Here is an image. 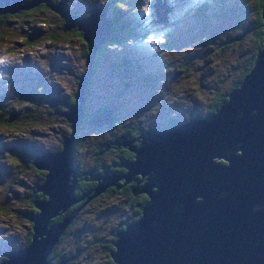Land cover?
Listing matches in <instances>:
<instances>
[{
    "label": "rangeland",
    "instance_id": "374dc122",
    "mask_svg": "<svg viewBox=\"0 0 264 264\" xmlns=\"http://www.w3.org/2000/svg\"><path fill=\"white\" fill-rule=\"evenodd\" d=\"M104 1L66 0L65 3L75 14L84 15L86 8ZM106 1V14L111 12V5L120 3L119 0ZM129 1L132 5L129 4L128 10L139 9L141 18L135 21L129 13L125 18L136 26L139 33L128 36L131 42L126 39L122 43L131 47L136 57H139L140 49L149 48L150 58L146 64H141V68L137 65L128 68L131 63L119 62L115 51L124 52L129 48L120 44L108 47L106 58L100 52L90 66L82 108L66 101L70 92L75 90V83L77 85V81L81 80L79 76L89 66L79 38L68 35L65 39H46V33L34 31V28L45 30L50 26L59 28V25L65 24L64 20L55 19L53 23H48L46 18L52 13L46 14L47 10L41 9L28 16V25H22L20 30L17 27L10 29L14 38L9 37L6 43H2L4 40L0 38V56L7 57V62L0 65V117L3 120L0 124V257L5 251L26 242L30 222L27 214L35 210L28 195L34 183L38 182L37 167L32 159L43 151L61 149L57 143L71 130L64 114L66 109L73 108L75 115L82 110V115H85L90 110L105 106L114 110L117 116L114 125L99 126L95 123L94 128L91 126L93 118L85 117L87 122L80 127L87 129L81 131L74 156L84 167L90 161L93 145L110 134L125 130L126 126L129 134L137 136L145 133L147 123L156 124L170 117L181 119L194 109H205L213 91L226 88L234 74L240 72V66L243 67L231 52L232 49L243 50V44L250 42L243 41L250 38L246 33L252 26L254 13L249 9L247 0H160L158 11L165 16V22L155 20L153 3L157 0ZM241 2L243 5H240ZM16 3L17 0L6 1L9 6ZM145 7L149 9L147 13L144 12ZM58 8L63 11V6ZM200 8L203 9L198 12ZM39 15L46 16L44 20L47 24L36 22L40 19ZM235 32H242L239 43L231 41L238 36ZM168 39L173 42L168 44ZM218 46L226 47L227 53L224 54ZM113 62L117 63L111 66ZM119 66L126 68L120 71ZM142 68L154 75L141 79L139 75L143 72L139 70ZM126 77H133V80L128 81ZM171 82L174 86L169 87ZM166 87L170 89L164 90ZM27 93L30 98L21 101L20 97L25 98ZM157 93L166 101L157 103ZM47 95L52 97L50 103L47 102L49 97H43ZM46 104L50 107L47 108ZM11 109L13 113H10ZM23 113L27 117L25 120L21 118ZM103 115L100 114L101 117ZM43 177H40L41 182ZM114 207L113 198L108 200V197L88 202L79 211L77 221L66 230L58 248L66 252L70 241L73 245L81 242L86 245L83 257L79 258L81 263L100 264L105 258L102 237L108 235L109 226L119 215L114 210V220H111ZM60 255L69 256V260L73 256L70 252ZM74 260L77 262L78 257Z\"/></svg>",
    "mask_w": 264,
    "mask_h": 264
},
{
    "label": "water",
    "instance_id": "95a60500",
    "mask_svg": "<svg viewBox=\"0 0 264 264\" xmlns=\"http://www.w3.org/2000/svg\"><path fill=\"white\" fill-rule=\"evenodd\" d=\"M6 1L0 0L1 12L47 0H17L13 6ZM65 2L58 0L50 6L60 14L78 18L77 28L87 42L89 66L73 90L77 98L74 105L82 108L94 50L107 39L111 23L106 4L91 7L87 15H78L66 9ZM61 5L62 12L58 8ZM159 11H154L155 20L165 22ZM260 15L264 27V4ZM88 21L102 23L104 30L89 28ZM86 34L93 39V46ZM222 93L227 99L205 115L168 129L148 130L134 137L124 131L101 141L104 149L122 143L134 155L132 160L122 155H118L119 161L111 160L113 165L127 167L123 172L106 169L107 163L94 177L89 171V178L96 180L92 195L130 179H137L131 186L133 194L144 191L147 195L139 217L116 230L114 248H108L114 264H264V39L239 83ZM44 97H49L50 103L52 97ZM111 110H100L91 122L111 121ZM82 112L75 115L73 108L66 109L71 130L63 135L61 149L35 154L32 159L33 165L45 173L42 182L34 183L36 189L31 194L44 193L45 198L33 200L36 209L28 216L29 241L5 251L0 264H48L47 251L71 214L48 223L50 217L83 196L73 193L75 172L80 170L74 169L77 163L71 165L72 139ZM101 113L105 115L101 117ZM65 259L61 257L56 264Z\"/></svg>",
    "mask_w": 264,
    "mask_h": 264
},
{
    "label": "trees",
    "instance_id": "16d2710c",
    "mask_svg": "<svg viewBox=\"0 0 264 264\" xmlns=\"http://www.w3.org/2000/svg\"><path fill=\"white\" fill-rule=\"evenodd\" d=\"M57 1L58 0H47V1H45L46 3L44 1H39L37 3H32V4L30 3L31 5H26L25 7L18 8V9L14 10V11L0 12V38L4 40V42H2V43H6V40L9 37H13L14 38V36L10 33V29L12 27H17L20 30V28H21L22 25H24V24L25 25H28V21L27 20L30 19V18H28V16L30 14H32V13L34 14L35 11H38V10H41V9H46L47 11H45L44 13H46V14L52 13L51 15L47 16V18H46V20L48 21V23H53L54 20L57 19V20H61V21L64 20L65 21V24L61 22L62 25H59V28H57V27L53 28V26H50L48 28H45V30L44 29L43 30H38L37 28H34V31L46 33V39H52V38L53 39H65L66 37H68V35L73 36V37H78L79 40H80V42H81V45H82V52H83V54L85 56V54H87V52H88V49L86 47L87 46V42L82 37L81 31L79 29H77L74 25L72 26L71 25V22L67 18L61 17V14L59 12H57L56 10H54L53 8H51L50 5L55 4ZM119 1H120L119 4L111 5V8H110V11L111 12L108 13V14H106V16H107L108 20L110 21V23L112 22L111 23V30L108 33V36H107L108 38L105 41L101 42V44L99 45V48H98V51L96 53L95 58L97 57V55L100 52H101V54L103 53L102 56L104 58H106V56H107V54L105 52L106 48H108V47L110 48L113 45H117V44L119 45L120 44V45H122L125 48H129V47H126L122 43L123 42L122 40H126L127 39L126 40L127 42H131L132 39L131 38H128V36L129 35L135 36V35H137L139 33V31L136 29V26H133L131 23L128 22V19L125 18V16L128 15V13H129V15L133 18V20H135V21L140 20L141 13H140L139 9H136V10L129 9L128 10L129 4L132 5V2H130L129 0H125V1L124 0H119ZM247 1L249 2V9L251 11H254V13H253V17H252V26H251L250 30L246 33V34H249V37L250 38H247V40H243V41H248V40L250 41L247 44H243V48L244 49H248V54H249L248 57H247L246 67L249 66L250 64H252V61H253L254 56H255V54H256V52L258 50V47L263 44V39H264V27L261 25V20L262 19H261V15H260L261 7L264 4V0H247ZM106 2L107 1L105 0L104 2L100 3L99 5L106 4ZM245 2H246V0H245ZM238 3H239V1H238ZM203 5L204 4H202V6ZM216 5H217V2H216ZM240 5H243V2H241ZM91 7H93V6H89L88 8H86L87 11L84 12V15H87L89 13ZM202 9L203 8H200L198 10V12H200ZM71 11H73V10H71ZM39 16H40V19H36V22H39V23L41 22V23L45 24L46 22H45L44 18L46 16H42V15H39ZM19 18H23V19H19ZM55 23H58V22L56 21ZM43 27H47V26H43ZM57 30H59V31H57ZM125 33L127 34L126 36H125ZM20 37H22V33L20 34ZM231 41H233V42L234 41H238L237 43H239L240 41H242V36L240 38H237V39L231 40ZM166 42L168 44H170L173 41L171 39H168ZM110 43H113V44H110ZM108 44H110V45H108ZM225 45L227 46L228 44L225 43ZM135 46H136V44H135ZM230 47L231 48H235V47H232V45ZM218 48H220L224 54L227 53V51H228L226 49V47H220V46H218ZM249 48H251V52H250ZM131 49L132 48L130 47L127 52L126 51H124V52L123 51H121V52L115 51V53L118 55L117 56V60L119 62L121 61V62H123L125 64H127V63L130 64L131 63V66H134L135 67L137 65V68H141V64H145L146 63V59L144 58V56H141V55H139V57H136L132 53V50ZM243 50H241V51L238 50L237 51L236 49H232V52H231V55L235 59L239 60L238 62H240V64H243V53L242 54H239V53H241ZM115 53L114 52H110V54L113 55V56L116 55ZM245 55H247V53H245ZM134 59L136 61V64L135 65L132 64V62L134 61ZM116 63L117 62H113V64H110V65L112 66V65H115ZM249 67H248V69H249ZM248 69H243V67L240 66V72L238 74H234L235 76L232 79L233 80H239L240 81L241 78L248 71ZM139 71H142L143 72V74H140L139 75L141 79H149L152 75H154L151 71L148 72L147 70H145V68H142ZM232 79L230 80V82L228 83V85H227L226 88H222V89L217 88L218 90H214L213 91V93L211 94V98L212 99L209 102L208 106L206 107V114H207V112L209 113V112L215 111L220 106V104L223 103V101H225L227 99V94H223L222 92H228L231 89V87H233V86H235V85L238 84V81H233ZM165 85L168 86V84H165ZM172 85L174 86V84L171 82L169 84V87L172 86ZM75 86H76V83H75ZM168 89H170V88L166 87V89H164V90H168ZM24 93H26V91ZM70 95H71V97H70ZM43 97H41V98H43ZM68 97H69V99L67 98L66 101L67 102L70 101L69 103H75L77 101V98L73 95V91L70 92V94L68 95ZM29 98H30V95L29 94L28 95H25V98L20 97L21 101L22 100H26L27 101ZM41 98H39V99H41ZM165 100H164V98L163 99L161 98L157 103H163V102H165ZM46 107L49 108L50 106L47 105ZM104 108H108V107L99 106L96 109L92 110L94 112H91V113L86 112L85 115H82V117H81V123H80L79 126H81L82 123L85 122V117H91V118H93V116L97 112H99L100 110H102ZM13 112H14V110L11 109L10 110V113H13ZM21 118L24 119V120L27 119L26 114L23 113L21 115ZM166 121H167L166 122L167 123L166 126H162V127H164V129L166 127H171L175 123L181 122V121H179V119H175L173 117L167 118ZM2 123H3V120L0 117V124H2ZM138 123H139V121H138ZM91 124L95 125V123H91ZM151 126H153V124H151ZM162 127H158V128H162ZM145 128L146 129H144V130H145V133H146L148 131L147 129H149L148 128V125H145ZM127 129H129L128 126L125 127V130L124 131H126L128 135L134 137V134H132V133L129 134L130 132H128ZM159 130H162V129H159ZM124 131H122V132H124ZM76 135H77V133H76ZM76 135L73 137V140H72V148L74 150L72 162L75 161V163L73 162V166L76 165V163H77V166H74V169L75 170H78V169L81 168V163L78 162L79 159H77L76 157L74 158L75 151L77 152L78 140H79V139H76L75 138ZM57 144H58V147H59L61 145V141L59 143H57ZM75 145H76V150H75ZM2 150H3V147H2ZM124 157L127 158V159H129V160L132 159V158H130V156H127V155H125ZM115 161H118V159L115 158ZM103 163L104 162L102 160H98V159H96L92 163V166L94 168V172H93L94 175L95 174H98L100 172V170L98 169V166L99 165L102 166ZM110 165L112 167H115L114 166L115 164L113 165L112 162H110ZM35 169L34 170H35V173L37 175V180H38V182L39 181L41 182V178L40 177H42L44 175L43 173H45V171L44 170H40L41 168H39V169L35 168ZM85 169L90 170L91 168L87 167ZM86 172L87 171L83 170L82 171V174L79 175L78 178L83 177L84 173H86ZM101 172H103V171H101ZM86 175H89V174L86 173ZM75 178H77V173L76 172H75ZM94 185L95 184H93L92 186L91 185H88L83 190L78 191V189H77V188H79V183H78L77 184V187L75 186V188H73V191H74L73 193L76 194V195H81V194H84V191L86 189H90L89 192H88V196H94V195H92V193L94 191V187H95ZM35 187L36 186H33V188H31V191L32 192H33V189H35ZM32 192H29V194H31ZM35 198H44V195L43 194H40L39 196H35L34 194L29 195L28 196V199L30 201V204L33 205V200ZM109 199L112 200V198L108 197V200ZM113 202H114V199H113ZM2 208H4V206ZM138 209L141 210L140 208H138ZM114 210H117L116 207L113 208L112 215H111V220H114L113 219L114 218ZM30 214H31V211L28 212L27 216H29ZM137 216L135 217V219H137ZM29 221H30V219H29ZM30 224L31 223L29 222V226H27L26 242H25V244H21L20 247L23 246V245H26V243L30 239V233H31ZM111 224L114 225L115 224V221H113ZM125 225L126 224H124L122 226V228L125 227ZM116 236H117V234L116 233H113V232L112 233H108L107 236L106 235L103 236L102 237V239H103L102 245L105 244L106 242H108L109 240H111L108 245L111 246V244H112L113 245L112 248H114V244L112 243V241L116 238ZM76 246H81V245H73L72 242L70 241L69 247H71V248L68 251L61 252V253H65V254H67V252L72 253L74 251V248ZM106 249H107V252L110 254L109 249L108 248H106ZM107 252H106V254H107ZM76 255H77L78 258H81L84 255V251L81 250ZM107 263H108V260H107V255H106L105 258L103 259V261L100 264H107Z\"/></svg>",
    "mask_w": 264,
    "mask_h": 264
},
{
    "label": "flooded vegetation",
    "instance_id": "af4514ba",
    "mask_svg": "<svg viewBox=\"0 0 264 264\" xmlns=\"http://www.w3.org/2000/svg\"><path fill=\"white\" fill-rule=\"evenodd\" d=\"M71 25H72V23H71ZM241 33L240 34L236 33V34H238V38L241 37ZM128 50L129 49H124V51H128ZM249 50L251 52V48H249ZM139 52H140V55L141 56H144V58L146 59V61L150 58V50H149V48H142V49L139 50ZM242 53H243V69H248V67L251 65L250 64L249 66L246 67L247 57L249 55L248 54V49H244L239 54H242ZM245 53H247V55H245ZM94 60H96L95 57L93 59V62H94ZM135 64H136V62H135V59H134L133 65H135ZM125 68H126V66H124V67L121 66L119 70L122 71ZM128 68H132V66L131 65H128ZM114 70H116V69H114ZM132 78L133 77H130V78H127L126 80L132 81L133 80ZM87 81H88V79H87ZM165 86H167V85H165ZM86 87H87V82H86V85H85L84 95L87 93L86 92ZM70 97H71V95H70ZM161 98L162 97L160 96V93H157L155 100L158 102ZM84 100H83V104H84ZM90 112H94V111H91L90 110ZM90 112H88V113H90ZM204 114H206V108L205 109H194L190 113H187L186 115H184V117H182L181 119H179V121H185V120H188V119H191V118H194V117L202 116ZM111 115H112L111 121H109V122L108 121H104L103 123L99 124V126L109 125V124L114 125L117 122V116H116L114 110L113 111L111 110ZM85 122H87V121L85 120ZM166 122L167 121L164 120L163 122H158L156 124H153V126H151V124L147 123V125L149 127V129H147V130H159V129H162L163 130L164 127H162V126H166V124H167ZM91 126H92V128L96 127L95 125H92V124H91ZM158 127H162V128H158ZM85 129H87V128L80 127L79 126L77 128V135H76L75 138L76 139H80L81 136H82L81 135V131L84 132ZM144 129H146V128L144 127ZM122 131H124V130H121V131H119L117 133H114V134H110L105 139L100 140V141L97 142V144L93 145L94 148L91 150V158H89L90 161L88 163L84 164V167H81L80 169H78L80 171H78L77 178L75 179L74 188H75V186L77 187V184L79 183V188H77V189H78V191H80V190H83L88 185H91L92 186L93 184L96 183L95 178H89V175H86V173H89V171H90V173H91L90 174V177H93L94 176V174H93L94 168L92 166V163L96 159L102 160L104 163H106V162H109V160H111V159L112 160H115V158H117L118 161H119L120 158H119L118 155H122L123 157L125 155H127V156H130V158L133 157V155H134L133 150L127 148V146H123L122 143H119L117 145V147H113L111 145L110 146H107L105 149H104V147H105L104 143H101V141H104L106 139L112 138V137L120 134ZM134 136H136V135H134ZM102 149H104V150L101 151V152H99ZM107 164H109V165L105 166L106 169H117V170H120L121 172H123L125 170V167L123 165L115 164L114 165L115 167H112L110 165V163H107ZM87 167H89L91 169L90 170L85 169ZM98 169L100 170V172L98 174H100L101 171L104 170V166L103 165L102 166L99 165L98 166ZM83 170L87 171L83 175L86 178H84V177L78 178L79 175L82 174V171ZM136 181H137V179H130L129 181H125L123 184H121L119 186H117L116 184H110V185L106 186L102 191L98 192L97 194H94V196H88V192H89L90 189H86L84 191V194H81V195H83L81 198L73 201L71 204H69V206L66 209H64L62 211H59V212L55 213L53 216H51L50 217V220L48 221V223H51V222H54V221H57V220L61 219L68 212L71 214V218H70L69 222L66 224V226H64V228L62 229L63 231L59 234V236L57 237V239L55 240V242L52 244V246H51V248L49 250V253L46 256L47 263L48 264H56L60 260L61 257H65L66 259L62 263H59V264H82L81 263V260L82 259H79L78 258V260L76 262L74 260V257H77L76 254L79 251L84 250L86 248V245H82L81 242L78 243V244H76V245H81V246H76L74 248V251L70 255V256L73 255L72 256V259L69 260L70 259L69 256H61L60 255V253L62 252V250H60L58 248V243L62 239L63 235L66 233V230L68 229V227L72 223H75L77 221V219L79 217V211L88 202H94L98 198L104 199L105 197H110V198H113L114 199V202L113 203H114V206L117 209V213L116 214H119V215H117V219L115 220V224L114 225L111 224L109 226V233H112L113 232V233H116L117 234V232H116V229L117 228H121L124 224H127L128 222L134 221L135 220V217L137 215H138L137 216V218H138L139 215H140V212H141V210H139L138 208L141 209L142 205L145 203V201L147 199V195H146V193L144 191H137L135 194H133V192H131V186L133 184H135ZM110 241L111 240H109L106 243V247H105V244H104L105 256L107 255V260H108V263L107 264H113L114 263V260L110 256V254L107 252V249L105 250V248L113 247L112 244H111V246L108 245ZM106 252H107V254H106ZM102 258H103V256H102ZM53 259H56V260L53 261Z\"/></svg>",
    "mask_w": 264,
    "mask_h": 264
},
{
    "label": "bare ground",
    "instance_id": "6f19581e",
    "mask_svg": "<svg viewBox=\"0 0 264 264\" xmlns=\"http://www.w3.org/2000/svg\"><path fill=\"white\" fill-rule=\"evenodd\" d=\"M156 6H154L153 7V10L156 12L158 9H159V7H160V4H161V2H160V0H157L156 1ZM167 6V5H166ZM167 7H169V6H167ZM106 10H107V8H106ZM61 17H63V18H67L71 23H72V25H74L76 28H77V23H76V21L75 20H77L78 18H76L75 16H72L71 14H68V13H63V14H61ZM89 22V21H88ZM112 23V22H111ZM92 28V29H95V31H103L104 30V25L102 24V23H100V22H93V23H90L89 22V28ZM78 29V28H77ZM111 30V29H110ZM110 32V31H109ZM89 33V32H88ZM87 35V39H88V42H92L93 41V39L88 35V34H86ZM91 35V34H90ZM83 37V36H82ZM108 38V37H107ZM238 37L236 36V37H234V38H232L231 40H235V39H237ZM92 44V43H91ZM90 44V46H93V44L91 45ZM101 44V42L96 46V48H95V50H94V53H93V59H94V57L96 56V53H97V51H98V48H99V45ZM79 120H81V118L79 119ZM49 253V251H47V254Z\"/></svg>",
    "mask_w": 264,
    "mask_h": 264
},
{
    "label": "snow or ice",
    "instance_id": "6c2138e0",
    "mask_svg": "<svg viewBox=\"0 0 264 264\" xmlns=\"http://www.w3.org/2000/svg\"><path fill=\"white\" fill-rule=\"evenodd\" d=\"M149 9L147 7L144 8V12L147 13ZM7 62V57L0 56V65Z\"/></svg>",
    "mask_w": 264,
    "mask_h": 264
},
{
    "label": "clouds",
    "instance_id": "9594fccd",
    "mask_svg": "<svg viewBox=\"0 0 264 264\" xmlns=\"http://www.w3.org/2000/svg\"><path fill=\"white\" fill-rule=\"evenodd\" d=\"M97 5H99V4H97ZM94 6H95V5H94ZM65 7H67V6L65 5ZM67 8H68V7H67ZM67 8H66V9H67ZM68 10H69V8H68ZM70 10H72V9H70ZM70 10H69V11H70ZM71 12H72V11H71ZM72 13H73V12H72ZM142 59H143V58H142ZM85 69H86V68H85ZM43 152H45V151H43ZM3 255H4V254H3ZM0 258H1V257H0Z\"/></svg>",
    "mask_w": 264,
    "mask_h": 264
}]
</instances>
